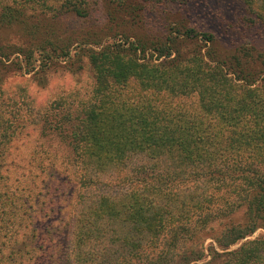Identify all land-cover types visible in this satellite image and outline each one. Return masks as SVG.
Instances as JSON below:
<instances>
[{"label": "trees", "instance_id": "16d2710c", "mask_svg": "<svg viewBox=\"0 0 264 264\" xmlns=\"http://www.w3.org/2000/svg\"><path fill=\"white\" fill-rule=\"evenodd\" d=\"M190 1L107 0L105 29L120 38L83 39L88 102L58 121L40 117L43 134L69 149L65 167L9 174L6 149L23 130L15 113L0 112V264H264V235L249 239L264 228L263 56L221 51L213 33L183 21L162 35L133 37L125 27L150 4ZM239 1L264 29V0ZM74 5L72 15H87ZM71 41L31 45L50 46L49 70ZM1 49L28 56L30 72L38 67L34 48ZM63 187L75 196L60 223L51 213Z\"/></svg>", "mask_w": 264, "mask_h": 264}, {"label": "rangeland", "instance_id": "374dc122", "mask_svg": "<svg viewBox=\"0 0 264 264\" xmlns=\"http://www.w3.org/2000/svg\"><path fill=\"white\" fill-rule=\"evenodd\" d=\"M76 2V6L87 13L86 16L71 14ZM86 2L0 0L1 50L8 54L19 47H24L28 52L34 48L32 64L38 66L34 70L30 69V72L27 65L30 59L28 56H0V112L5 109L15 113L22 128L20 130H23L22 134H15L14 139L12 138L13 144L6 149V167L12 176H16L19 170L30 167L37 170L36 167L46 166L49 162L58 165L64 162L63 167L67 165L66 156L69 155V149L48 129L43 134L40 117L47 113L50 121H58L62 115L73 112L78 105L83 106L88 102L93 86V71L82 52L83 47H91L82 43L84 38L91 36L97 40L95 42L103 43L114 42L120 38L113 37V34L105 29L110 25L107 13L110 6L107 0ZM10 10L19 11L21 14L10 18ZM141 17L142 19L137 18L136 21L128 20L125 26L133 37L145 33L162 35L166 29L169 30L171 26L183 21L188 28L213 33L221 51L231 53L236 48L243 47V50H251L264 58V29L260 23L249 21L250 12L239 0H192L187 4L172 3L162 6L150 4ZM58 37L72 40L70 55L54 61L58 64L50 65L49 70L47 67L44 69L42 66L46 63L43 61L50 46L46 45L47 51H43L31 44H41L45 40L48 44L49 40ZM3 67L9 68L2 71ZM257 84L264 85L262 80ZM33 159L37 163L32 166L30 164ZM36 182L38 183V180ZM33 184L30 183V186ZM63 189L67 195L65 194L61 205L53 206L51 213L52 218L60 220V223L72 213V196H75L69 188ZM49 223L48 220L43 224L41 222L40 229H44ZM262 235L264 228L249 239ZM58 240L63 244L66 242L64 236L58 237ZM51 263L46 261L42 264Z\"/></svg>", "mask_w": 264, "mask_h": 264}]
</instances>
